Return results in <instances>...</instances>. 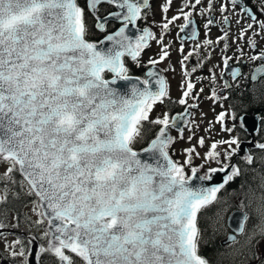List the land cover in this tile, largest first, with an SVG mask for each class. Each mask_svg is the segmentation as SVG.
Returning <instances> with one entry per match:
<instances>
[{
	"label": "snow or ice",
	"instance_id": "1",
	"mask_svg": "<svg viewBox=\"0 0 264 264\" xmlns=\"http://www.w3.org/2000/svg\"><path fill=\"white\" fill-rule=\"evenodd\" d=\"M174 2L165 0L161 6V33L154 36L146 28L139 34L126 31L135 28L148 0H0V205L31 197L36 219L30 227L42 232L5 243L13 264H28L29 246L37 240L42 241L38 264H210L200 249L211 237L198 223L209 206L218 208L213 235L226 233L231 221L225 243L243 257L240 264H264V194L254 209V226L246 210L251 200H242L237 214L226 220L230 204L222 194L243 174L234 157L244 141L232 134L247 132V109L237 111L230 95L220 94L227 106L219 105L215 122L228 138L208 145L200 137L203 154L192 146L182 150V161L173 159L177 138L170 132L175 128L184 139L187 110L176 115L165 110L153 118L157 107L169 109L173 103L169 85L152 70L144 78L130 75L126 59L139 67L148 38L160 44L159 59L150 58V65L171 59L172 42L164 36L182 19L174 39L183 76L195 73L211 58L206 51L223 42L213 69L220 68L230 92L229 74L233 82L243 75L230 61L240 63L245 55L239 47L238 56L226 55L230 17L240 26L233 43L244 40L253 51L257 42L252 37L264 39V19L239 0H218V6L216 0H181L169 18ZM103 5L114 7L101 13ZM260 12L264 15V6ZM196 16L204 19L203 41L197 40ZM213 26L221 33L215 41L210 38ZM186 40L196 44L185 53ZM193 57L199 59L189 73L185 61ZM249 59L264 61V49ZM210 73L214 82L216 73ZM258 77L264 78V63L253 69L251 80ZM118 81L126 82V90L115 87ZM180 88L174 103L184 106L190 95L198 97L190 80ZM209 98H217L215 89ZM248 143L264 151V142ZM193 158L201 163L193 164ZM242 158L247 165L254 163L251 152ZM220 174L224 178L216 183Z\"/></svg>",
	"mask_w": 264,
	"mask_h": 264
},
{
	"label": "flooded vegetation",
	"instance_id": "2",
	"mask_svg": "<svg viewBox=\"0 0 264 264\" xmlns=\"http://www.w3.org/2000/svg\"><path fill=\"white\" fill-rule=\"evenodd\" d=\"M165 3V0H148V4L146 8L141 10V19L136 22L135 28H133L130 33L139 34L143 32V29H148L154 36L159 35L161 33V29L159 23L162 18L161 6ZM218 6V0H216ZM239 3L242 7L250 9L261 19H264V15H261L260 9L262 6L261 0H239ZM181 6V0H175V2L171 5L169 12L167 13L170 18L172 15H175ZM109 5H103L101 7V13L109 10ZM239 8H237V12H239ZM213 16L217 20L220 19L218 13L213 12ZM231 27H230V36L227 38V42L229 44V50L226 55L228 56H238V47L243 48L245 55L240 60V63H237L235 59L230 61V64L233 67H237L243 73L238 78L237 82H233L230 78L229 74V86L231 91L228 92L224 88V80L220 78V68L213 69V66L220 63L221 58V48L223 47V42L221 44H214L212 48L208 49L205 55L210 56V59H204L202 61V66L197 67V71L195 73H191V68L196 59L199 57H193L189 61H185V65L187 70L191 75L188 77L183 76V71L180 66L181 56L178 53L177 49L179 48V41H176L174 38L176 33L179 31V25L183 24L184 21L181 19L176 22L175 27H171V35H165L164 40L168 42H172V47L169 49L171 52V59L165 60L157 65H150L148 63L150 58L159 59V51L160 44L157 43L154 39H147V47L141 52L139 57V64L137 66V62L132 61L130 57L127 59V66L129 68V74L133 76H140L144 78L146 73L149 70L158 72L161 77H163L169 85V91L171 96V101L173 102L169 109H165L163 106L158 107V109L165 111L170 110L172 115L178 114L184 109L188 108L189 112L192 114V121H198L207 124H217L215 122L217 113L221 110L220 104L224 103L227 106V102L221 101L218 97L220 94L230 95L231 103L236 105L237 111L243 112V109H247V115H257L264 116V112L259 111L264 108V78H258L257 81L251 80V74L253 69L258 67L264 61L257 60L255 62L249 59L250 56L256 55L260 52L261 49H264V39H261L258 36H253L252 38L256 40L257 47L255 51L248 47L246 41L241 40L239 45L233 43L236 40V37L239 34V25L236 24V18L230 17ZM195 22L199 25V30L197 32V40L203 41L204 37V19L200 16L195 17ZM246 24L247 21H244ZM118 25H113L112 27H117ZM226 30L228 26H225ZM221 35L216 26H213L212 31L210 33V38L215 41L216 38ZM196 44V40H186L185 41V53L191 50ZM214 49V50H213ZM210 70H214L216 73V79L213 82L211 79ZM248 77V79H245ZM190 80L193 84H195V88L193 89L194 93H198V97L196 99H192L191 95L188 98V103L184 106L178 105L174 102L178 101V99L182 95V89L180 85L182 83H186ZM203 88V92L199 90ZM215 89L217 93V98L210 99L212 95V90ZM192 105V107H189ZM260 112V113H259ZM229 126H231V121H229ZM260 134H253L254 142H264V120H259ZM232 135H241L244 142H248L251 139V136L248 133H233ZM253 145V144H252ZM248 151L251 152L254 158H257L259 155V159L264 160V151L248 148ZM236 165L243 169V174L236 178L239 181H242L246 177L255 176L258 178L257 181L260 185H264V163H253L251 165H247L243 162L242 159H238ZM263 177V179H262ZM258 184V183H257ZM253 193V192H252ZM264 194L262 192L259 196ZM264 243V240H263Z\"/></svg>",
	"mask_w": 264,
	"mask_h": 264
},
{
	"label": "rangeland",
	"instance_id": "3",
	"mask_svg": "<svg viewBox=\"0 0 264 264\" xmlns=\"http://www.w3.org/2000/svg\"><path fill=\"white\" fill-rule=\"evenodd\" d=\"M162 111L158 109V107L154 110V112L151 114L153 118L157 115H161ZM220 126H215L213 129H210L209 127L204 126L203 124L199 123L198 121L195 122L192 129H190L184 139L177 138L176 143L174 144L172 148V157L176 160H183L184 156L182 154V150L185 148H189L192 146H196L197 150L203 154L204 149L199 148L197 145V140L200 137L205 138L206 144L210 145L213 140H219V139H227L228 136H221L219 133ZM192 136V140L189 142L188 137ZM201 163V161L198 158H193V164L198 165ZM215 166V165H213ZM32 203H29L21 212V216H19L18 220L14 218L12 214L4 213L0 214V223L5 225V227L0 228V263L6 262V260L12 261L11 264H13V258L9 255V253L5 250V243H11L14 239H16L18 236V232L22 229L31 232L35 234L37 237L42 235V232L37 231L35 228L30 227L31 221H34L36 219V215L31 211ZM257 220V217H255ZM16 225V227H12V225ZM42 242V241H40ZM264 244V243H262ZM236 247H239L237 245ZM230 249V253L232 252V249ZM240 257V256H237ZM16 264H19V261L16 262Z\"/></svg>",
	"mask_w": 264,
	"mask_h": 264
},
{
	"label": "trees",
	"instance_id": "4",
	"mask_svg": "<svg viewBox=\"0 0 264 264\" xmlns=\"http://www.w3.org/2000/svg\"><path fill=\"white\" fill-rule=\"evenodd\" d=\"M257 179L258 178L256 177V175L253 177L252 176L247 177L246 180L243 179L242 181L244 183L239 181V179H236L233 182L229 183L228 188H231L230 190L234 191L238 187V184L241 183L243 184V187L247 189L248 192L250 191L253 193L256 192L255 194L259 195L258 191L260 184L258 182H257L258 184L254 182L257 181ZM224 199L229 202V199L226 196L224 197ZM30 200L31 197L21 196L19 199H13L6 204L0 205V210L1 211L4 210V212L8 210H12L16 212L17 215L19 216V213L21 212V208L23 207V205L27 204ZM229 204L231 205L230 202ZM230 207L228 208V210L230 209ZM217 211L218 208L214 206H209L207 209H204L202 211V214L200 216H198L199 226L205 229L207 235L211 237V243L203 246L200 249V254L203 255L206 259H208L210 264H229V262H232L234 258L233 252L230 253V251L229 252L224 251L219 244V240L223 237L225 233H218L213 235V218ZM43 264H48V262L45 260Z\"/></svg>",
	"mask_w": 264,
	"mask_h": 264
},
{
	"label": "water",
	"instance_id": "5",
	"mask_svg": "<svg viewBox=\"0 0 264 264\" xmlns=\"http://www.w3.org/2000/svg\"><path fill=\"white\" fill-rule=\"evenodd\" d=\"M115 87H117L118 89H120L121 91L126 90L127 88V84L124 81H118L117 85H115ZM224 178V174H220V176L217 178L216 183H220L222 182ZM229 227L232 229V225H231V221H228ZM231 235V234H230ZM32 237V235H27V238ZM29 255H28V264H38L37 260H36V255L38 254L39 251V243L38 241H36L33 245L29 246Z\"/></svg>",
	"mask_w": 264,
	"mask_h": 264
},
{
	"label": "bare ground",
	"instance_id": "6",
	"mask_svg": "<svg viewBox=\"0 0 264 264\" xmlns=\"http://www.w3.org/2000/svg\"><path fill=\"white\" fill-rule=\"evenodd\" d=\"M259 183V182H258Z\"/></svg>",
	"mask_w": 264,
	"mask_h": 264
}]
</instances>
